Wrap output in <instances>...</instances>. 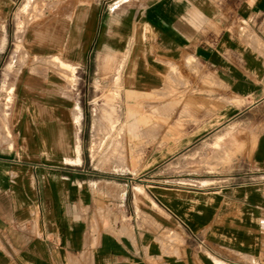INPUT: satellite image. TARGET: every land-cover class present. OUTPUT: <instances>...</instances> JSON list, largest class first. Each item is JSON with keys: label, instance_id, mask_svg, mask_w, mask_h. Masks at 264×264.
Returning a JSON list of instances; mask_svg holds the SVG:
<instances>
[{"label": "crops", "instance_id": "1", "mask_svg": "<svg viewBox=\"0 0 264 264\" xmlns=\"http://www.w3.org/2000/svg\"><path fill=\"white\" fill-rule=\"evenodd\" d=\"M37 1L27 55L116 70L124 156L86 161L77 89L22 68L0 264H264V0Z\"/></svg>", "mask_w": 264, "mask_h": 264}, {"label": "rangeland", "instance_id": "2", "mask_svg": "<svg viewBox=\"0 0 264 264\" xmlns=\"http://www.w3.org/2000/svg\"><path fill=\"white\" fill-rule=\"evenodd\" d=\"M27 1L15 0L8 18H0V150L18 146L14 143L10 127L17 75L22 68L28 67L34 71L44 64L59 71L67 84L79 93L83 106V142L80 149L86 161L90 157L91 165L96 169L114 171L124 156L122 111L117 75L114 74L116 70L108 63L106 69L104 64L101 65L96 77L92 71L88 77L81 70L71 76L72 67L66 61L57 57H49L45 61L29 57L21 43V37L25 27L42 15V4L37 3V0L32 1L30 6H34L35 10L31 11L23 9L28 4ZM139 152H142L141 149Z\"/></svg>", "mask_w": 264, "mask_h": 264}, {"label": "bare ground", "instance_id": "3", "mask_svg": "<svg viewBox=\"0 0 264 264\" xmlns=\"http://www.w3.org/2000/svg\"><path fill=\"white\" fill-rule=\"evenodd\" d=\"M27 10L34 11L35 9H34V6H29V7H27ZM5 92H6V91H5Z\"/></svg>", "mask_w": 264, "mask_h": 264}]
</instances>
